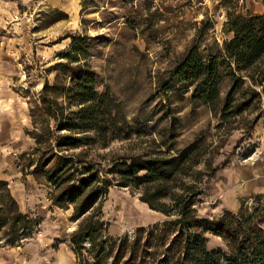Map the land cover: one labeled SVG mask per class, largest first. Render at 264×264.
Listing matches in <instances>:
<instances>
[{"label": "trees", "instance_id": "trees-1", "mask_svg": "<svg viewBox=\"0 0 264 264\" xmlns=\"http://www.w3.org/2000/svg\"><path fill=\"white\" fill-rule=\"evenodd\" d=\"M260 2L263 11L253 13L242 11L240 0H219L227 36L221 42L208 41L214 21L203 17L187 47L156 81L159 95L176 85L189 89L190 101L218 119L216 137L201 132L179 146L180 119L168 110L158 139L150 140L151 150L113 156L106 169L90 152L139 131L109 90L97 89V75L86 63L88 37L71 36L61 60L51 66L54 81L44 80L28 103L30 129L25 133L33 145L20 154L17 165L22 175H31L48 189L52 206L73 208L72 217L79 222L69 238L80 264L88 263L80 259L84 241L91 264H105L109 255V264H147L153 248H162L159 264H264L262 196L212 218L199 217L194 207L216 174L215 158L227 136L240 128L250 133L264 115V0ZM133 13L124 17L126 26L138 30L146 44L154 42L159 27L151 15H160L158 7L146 18ZM113 181L169 219L138 227L132 239L127 234L106 236L102 203ZM38 223L20 211L7 182L0 180V240L15 245L31 237ZM208 234L219 237L226 250L209 249Z\"/></svg>", "mask_w": 264, "mask_h": 264}, {"label": "rangeland", "instance_id": "rangeland-1", "mask_svg": "<svg viewBox=\"0 0 264 264\" xmlns=\"http://www.w3.org/2000/svg\"><path fill=\"white\" fill-rule=\"evenodd\" d=\"M240 4L242 11H263L260 0H240ZM155 7L160 15H151V19L159 30L156 40L146 44L138 30L126 26L124 17H133L137 10L146 18ZM205 16L214 21L208 41L221 42L227 35L223 33L225 10L219 0H0V180L7 182L20 211L39 220L31 237L15 245L0 240V264H80L69 238L79 222L72 217L73 208L52 206L48 189L31 175H22L17 165L20 154L33 145L25 133L30 129L28 103L44 80L54 81L51 66L61 60L59 54L70 46L71 36L88 37L86 63L97 75V89H108L139 131L90 152L106 169L113 156L151 150L150 140L158 139L168 110L180 119L179 146L201 132L216 137L218 119L205 106L190 101L189 89L176 85L166 95H159L156 88L158 76L187 47ZM215 163L219 164L216 174L194 206L199 217L236 211L245 200L251 205L256 195L264 202V115L250 133L241 128L231 132ZM102 216L105 235L114 239L125 234L132 239L138 227L169 219L116 181L107 190ZM207 236L209 249L226 250L219 237ZM81 247L80 259L88 261L82 263L91 264L89 243L84 241ZM161 249H152L147 264H159ZM111 259L107 256L105 264Z\"/></svg>", "mask_w": 264, "mask_h": 264}, {"label": "crops", "instance_id": "crops-1", "mask_svg": "<svg viewBox=\"0 0 264 264\" xmlns=\"http://www.w3.org/2000/svg\"><path fill=\"white\" fill-rule=\"evenodd\" d=\"M145 204V203H144Z\"/></svg>", "mask_w": 264, "mask_h": 264}]
</instances>
